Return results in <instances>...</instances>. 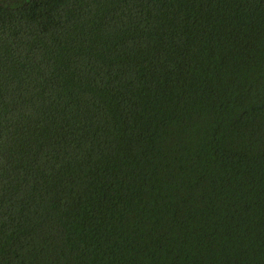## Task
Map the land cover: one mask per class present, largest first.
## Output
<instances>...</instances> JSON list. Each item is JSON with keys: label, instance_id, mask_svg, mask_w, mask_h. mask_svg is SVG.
Segmentation results:
<instances>
[{"label": "trees", "instance_id": "obj_1", "mask_svg": "<svg viewBox=\"0 0 264 264\" xmlns=\"http://www.w3.org/2000/svg\"><path fill=\"white\" fill-rule=\"evenodd\" d=\"M0 264H264V0H0Z\"/></svg>", "mask_w": 264, "mask_h": 264}]
</instances>
